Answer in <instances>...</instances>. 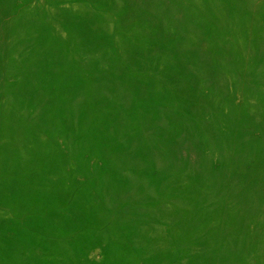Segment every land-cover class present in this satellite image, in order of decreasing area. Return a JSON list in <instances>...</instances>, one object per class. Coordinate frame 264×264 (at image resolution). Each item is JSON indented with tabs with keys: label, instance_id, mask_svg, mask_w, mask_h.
<instances>
[{
	"label": "rangeland",
	"instance_id": "obj_1",
	"mask_svg": "<svg viewBox=\"0 0 264 264\" xmlns=\"http://www.w3.org/2000/svg\"><path fill=\"white\" fill-rule=\"evenodd\" d=\"M0 264H264V0H0Z\"/></svg>",
	"mask_w": 264,
	"mask_h": 264
}]
</instances>
